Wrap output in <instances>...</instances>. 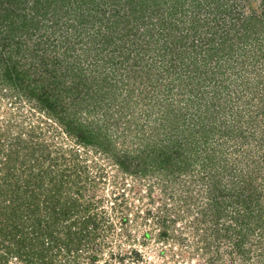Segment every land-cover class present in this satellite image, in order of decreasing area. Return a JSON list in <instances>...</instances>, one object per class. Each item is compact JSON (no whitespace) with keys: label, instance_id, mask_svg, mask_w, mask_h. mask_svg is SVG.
I'll list each match as a JSON object with an SVG mask.
<instances>
[{"label":"trees","instance_id":"trees-1","mask_svg":"<svg viewBox=\"0 0 264 264\" xmlns=\"http://www.w3.org/2000/svg\"><path fill=\"white\" fill-rule=\"evenodd\" d=\"M42 1L50 5L53 0H36L34 14L27 21L19 5L22 0H0L2 37L15 40L12 26L16 18L24 30L29 24L25 31L29 32L31 26L38 29L36 15L48 14L43 11ZM110 1L121 2L84 0L92 4L88 18L81 15L70 20L63 13L50 23L53 33L65 31L63 36H56V40L46 36V40H41L47 46H43V52L33 51L34 68L20 59L3 65L1 96H8L3 90L11 88L15 96H22L33 107L44 110L80 145L111 150L124 172L136 175L165 172L174 181L186 174L185 181L179 180L183 186H187V175L192 178L189 184L196 181L204 187L212 182L208 186V199L202 203L194 201L196 216L190 222L200 235L201 247L206 252L217 251L216 256L214 253L210 256L209 263L218 262V252L226 244L235 260L250 264L262 261L264 0L247 1L251 11L245 15L234 13L231 18L235 16V21L229 23L220 37L209 33L201 14H215L213 18L219 19L217 13L223 14L231 7L224 0H126L120 7H110L111 12L100 8ZM146 19L160 25L158 35L151 33L149 26L144 28ZM188 20L191 23L186 27L190 33L175 35L172 30L180 29V24ZM19 36L16 43L20 45L23 35ZM189 37L191 42H183ZM199 38L202 42L196 43L194 39ZM67 39H71L69 43ZM75 41L80 42L81 52L75 53L71 44ZM6 43L10 44L8 40ZM184 46L191 50H184ZM63 47L66 48L62 50ZM246 47L250 48L248 52ZM240 49L244 50L241 54ZM50 50L51 55L47 56ZM245 52L251 53V59L246 56L238 60ZM82 53H87L88 58L81 60ZM86 59L88 64L84 65ZM213 60L216 62L210 63ZM244 60L252 61L254 66L258 64L256 71L253 68L254 75L245 74ZM148 95L150 102L157 97L160 101L157 109L162 112L153 118L152 128L142 129V123L147 126L151 115L144 116L141 122L136 114L142 111L140 101ZM18 96L17 101L22 100ZM115 124L122 129L121 146L113 138L115 132L110 131ZM21 139V136L14 138L22 145ZM3 142L0 139V153ZM253 143L255 149L249 153L247 148ZM233 145L239 157L230 159L225 154ZM49 146L45 145L41 151L33 148L31 164L22 160V174L6 177L5 187L0 188V210L5 208L0 220V238L4 239L0 243H7L0 247L4 248L0 264H7L11 256L25 264H82L83 251L98 242L103 225L112 226L109 218L94 211L102 199L88 200L76 181V184L69 182L66 167L59 173V179L55 175L48 177L49 169L43 165L51 147L47 157L41 154L40 157L38 152ZM26 147L29 150L30 146ZM15 152L10 148L8 154L11 157ZM36 165L41 166L38 171L34 170ZM197 166L203 172L199 179L191 176ZM192 203H186L188 209ZM177 218L172 217L169 223L167 216L162 220L166 239L168 228ZM7 220L15 234L7 229ZM25 225L33 230L29 242L25 241L28 238ZM11 235L15 240L8 241ZM99 245L93 247L96 252Z\"/></svg>","mask_w":264,"mask_h":264},{"label":"rangeland","instance_id":"rangeland-1","mask_svg":"<svg viewBox=\"0 0 264 264\" xmlns=\"http://www.w3.org/2000/svg\"><path fill=\"white\" fill-rule=\"evenodd\" d=\"M224 1L228 5L231 4V7L223 14L217 13L219 19L213 18L215 14H201L202 21L206 19V28L209 30V33L217 37H220L221 33L229 28L230 22L235 21L233 19L236 18L235 16L231 18L234 13L237 15L239 11L241 15H245L247 11H251L249 4L246 5L249 0ZM35 2L36 0H22V3L19 4L20 9L23 11L22 13L26 15L27 21L34 14ZM125 2L126 0H121L119 3L124 5ZM233 3L235 4L234 6H232ZM15 4L13 6H16ZM120 4L110 1L100 8L111 12L110 7H120ZM41 5L44 9L43 11H47L48 14L47 16L42 15L43 13L36 15V19L34 20H38V29L31 26L28 29L30 30L29 32L25 31L29 24L24 30V27L19 25L20 19L16 18L15 25L12 26L14 28L15 40L7 39L10 44L6 43L7 40L2 37L3 33L0 32V55L2 56V59L0 57V70L3 65H9L12 61H15L14 59H20L22 62L25 61L28 67L34 68L31 64L34 56L33 53L36 52V49L43 52L45 51L43 46H47L41 40H46V36H51V40H56V36L62 37V32H65H56L54 34L53 29L50 28V23H54L63 13L70 20H77L81 15L84 18H88L91 13L89 8L92 6L91 2L85 3L84 0H53L50 5L42 1ZM110 12L108 14H111ZM93 13L92 11V17L95 16ZM145 21L144 28L146 29L149 26L152 29L151 33L153 32L154 35H158L157 30L159 31L160 25L151 23L149 19ZM190 23V20L186 23H181L180 29L172 31L175 35H187L190 32L186 26L190 25ZM230 29L233 30V28ZM19 35H23V41L20 42V45L16 43L18 37H20ZM172 38L177 39L176 37ZM67 40L69 43L71 39ZM194 40L196 43L202 42L200 38ZM185 41L187 43L191 42L192 37L185 38L183 42ZM262 43L264 44V39ZM71 44L74 45L75 53L81 52L79 41L72 42ZM65 48L63 47L62 50ZM185 48L188 52L191 50L184 46L183 49L186 50ZM246 48V52H248L250 48ZM243 51L241 50L239 54ZM246 52L244 56L239 55L238 60L246 59V56H249V59H251V53L246 55ZM252 52L254 53V51ZM46 54L47 56L51 55V50L46 52ZM80 55L81 60L84 57L88 58L87 53ZM86 60L84 65L88 64V59ZM215 62L213 60L210 63L214 64ZM249 63H251V67ZM260 65L261 63H259ZM256 66L258 64L254 66L252 61L247 60L242 68L245 74L248 73L247 75H249L252 73L254 75L256 73L254 71L257 70ZM5 91L8 93V96H5V98H3L4 95L1 96L0 94V139L4 141L3 152L0 153V188L5 187L6 182L4 179L6 177L11 178L13 175L19 174L20 176L22 174V160L31 164L33 148L41 151L43 150L42 147L50 145L49 149L38 152L40 157L41 155L47 157L51 147L52 152H50L49 158L46 159L45 165L42 164L45 168L49 169L48 177L51 178L55 175L59 179V173L66 167L69 170L67 173L70 177L69 182L71 180L72 184H76L77 182L78 188L85 190L84 194L88 200L95 202L102 199V202L98 201L99 205L94 211L98 212L100 216L105 215L109 218L112 226L106 227L107 224L103 225L105 228L102 236L96 242L100 243V250L97 252L94 250L93 247L96 245L94 243L91 249L83 251L84 260L82 259V264H96V262L99 264H210V256L213 253L216 256L217 251L206 252L205 248L201 247L202 241L200 240V235L196 234V231L190 226V222L196 216L193 213V209H196L194 201L202 203L208 199V186L210 187L212 182L210 185L205 183L206 186L204 187L196 181L189 184L192 178H189L190 175H187V186H183L179 185V180L185 181L186 174L177 177L178 179L174 181V178L166 176L165 172L151 171L148 175H136L124 172L117 165L115 157L112 154L113 152H110L111 150L108 149L106 151L96 146L87 147L80 145L44 110L33 107L31 102L25 98L22 99V96H15V92L9 87L3 90V93ZM17 96L18 99L21 98L22 100L17 101ZM150 96L148 95L145 100L140 101L139 108L142 110L140 111L141 114L139 112L136 114L135 112L137 116L140 115L141 122H143L144 116L151 115L147 126L142 123V129H147V127L148 129L152 128L153 118L159 117L162 112L157 109L160 101H157V97H153L154 101L150 102ZM120 100L121 98L117 101ZM127 113L132 114L129 110ZM92 122L94 127H96L97 124L93 120ZM116 129H118V132H116ZM110 131L115 132L113 138L117 140L118 146H121L123 143V138H121L122 129L115 124L111 126ZM9 136L11 137L8 138ZM19 136L22 138V145L14 140V138L17 139ZM130 137L132 135L128 137V142L126 141L128 145ZM26 145L30 146L29 150ZM254 146L255 143L247 148L249 153L252 150L254 151ZM10 148H14L16 151L11 157L8 154ZM70 149L72 150L70 151ZM234 149L235 146L233 145V147L227 150V154L225 155L230 159L239 157L235 154ZM52 159L55 162H52ZM17 160H20V162L16 165ZM14 167L17 169H14ZM39 167L41 166L36 165L34 170L38 171ZM200 175H203V172L200 171V166H197L196 170L191 173V176L199 179ZM229 177V174H227V181ZM224 178L223 181H225ZM201 194L204 196L202 197ZM187 202H193L189 209L187 208ZM3 207L0 210V220L5 215V208ZM165 216L168 218L166 223H169L172 217H178L168 228L169 238L167 239L162 234V231L166 229L162 221ZM6 227L12 233V226L9 221ZM24 229L28 236L25 241L29 242L30 239H33V230L27 225H25ZM15 233L13 232L12 234ZM0 239H4V237ZM13 240H15V237L11 235L8 241ZM6 244L0 243V247ZM38 245L40 246V244ZM226 245H222V249L218 252L219 259L217 260L218 262L216 261V264H237L238 262V264H250L242 259L237 258L235 260L233 254L227 251L230 248L225 247ZM246 245H248V241ZM3 249H0V252ZM136 252L138 255H136ZM7 264L25 263L19 260V258L11 256ZM254 264H264V259L260 262L255 260Z\"/></svg>","mask_w":264,"mask_h":264}]
</instances>
